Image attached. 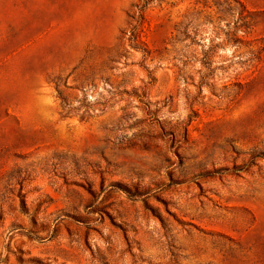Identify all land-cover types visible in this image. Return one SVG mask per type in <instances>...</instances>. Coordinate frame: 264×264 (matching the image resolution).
I'll return each mask as SVG.
<instances>
[{"label": "rangeland", "instance_id": "374dc122", "mask_svg": "<svg viewBox=\"0 0 264 264\" xmlns=\"http://www.w3.org/2000/svg\"><path fill=\"white\" fill-rule=\"evenodd\" d=\"M0 0V264H264V0Z\"/></svg>", "mask_w": 264, "mask_h": 264}, {"label": "trees", "instance_id": "16d2710c", "mask_svg": "<svg viewBox=\"0 0 264 264\" xmlns=\"http://www.w3.org/2000/svg\"><path fill=\"white\" fill-rule=\"evenodd\" d=\"M153 0H142V6L139 8V11H142L148 4H150ZM237 2L241 8L246 12L245 7L242 5V3L239 0H234Z\"/></svg>", "mask_w": 264, "mask_h": 264}]
</instances>
